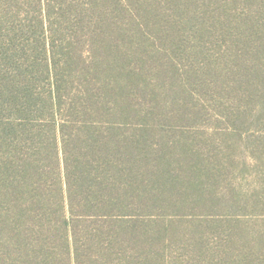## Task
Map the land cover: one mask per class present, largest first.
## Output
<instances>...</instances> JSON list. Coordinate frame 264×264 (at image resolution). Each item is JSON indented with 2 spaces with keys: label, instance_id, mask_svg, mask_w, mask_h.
Instances as JSON below:
<instances>
[{
  "label": "trees",
  "instance_id": "obj_1",
  "mask_svg": "<svg viewBox=\"0 0 264 264\" xmlns=\"http://www.w3.org/2000/svg\"><path fill=\"white\" fill-rule=\"evenodd\" d=\"M0 264H264V0H0Z\"/></svg>",
  "mask_w": 264,
  "mask_h": 264
},
{
  "label": "rangeland",
  "instance_id": "obj_2",
  "mask_svg": "<svg viewBox=\"0 0 264 264\" xmlns=\"http://www.w3.org/2000/svg\"><path fill=\"white\" fill-rule=\"evenodd\" d=\"M204 133H206V134H208V135H213L212 137H216L217 135V137H220V135L219 134H216V133H218V132H216L215 130H212L211 128L210 129H208V128H203V129H201ZM212 133V134H211ZM215 133V134H214ZM215 135V136H214ZM222 138H226V136L225 137H223V135L221 136ZM248 141V140H247ZM249 143H253V142H255V140L253 139V138H251V140H249L248 141ZM247 144H246V142H245V145L244 146H246ZM244 146H239V149H242L243 151H244ZM246 152V151H245ZM178 245V244H177ZM173 246V245H172ZM174 250L176 249V248H178L176 245L175 246H173L172 247ZM169 250V249H168ZM170 251V250H169Z\"/></svg>",
  "mask_w": 264,
  "mask_h": 264
}]
</instances>
